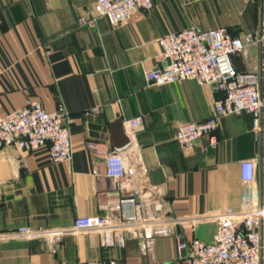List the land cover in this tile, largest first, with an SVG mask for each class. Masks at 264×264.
Segmentation results:
<instances>
[{
    "label": "crops",
    "instance_id": "1",
    "mask_svg": "<svg viewBox=\"0 0 264 264\" xmlns=\"http://www.w3.org/2000/svg\"><path fill=\"white\" fill-rule=\"evenodd\" d=\"M152 2L149 11L139 10L127 21L111 24L100 18L89 27L77 19L94 0H0V113L36 98L45 109L62 103L73 116L68 162L52 163L46 145L24 153L0 149V264L111 258L117 264H187V251L177 250V236L210 242L216 224L208 214L237 210L250 196L264 203V171L258 166L251 183L239 175L240 160L260 152L250 114L221 116L212 133L214 145L205 135L181 148L174 139L177 125L211 116L222 92L192 79L150 84L143 75L162 64L158 38L164 34L189 27L257 34L264 0ZM231 59L238 72L258 68L259 46L249 44L246 56ZM92 107L98 111L85 115ZM138 115L144 128L131 143L148 170V197L160 200L161 218H193V227L164 223L144 252L139 224L122 226L123 243L116 240L117 231L107 235L106 229L66 233L60 240L47 236L44 231L69 226L77 215L108 214L118 220L129 211L111 209L122 193L117 180L105 175L104 155L120 149L115 134L120 126L124 130V120ZM89 140L96 149L87 146ZM20 227L36 233L17 234ZM106 235L111 242L104 243Z\"/></svg>",
    "mask_w": 264,
    "mask_h": 264
},
{
    "label": "built area",
    "instance_id": "2",
    "mask_svg": "<svg viewBox=\"0 0 264 264\" xmlns=\"http://www.w3.org/2000/svg\"><path fill=\"white\" fill-rule=\"evenodd\" d=\"M152 0H94L78 17L80 26L93 27L100 18L111 24L129 20L139 10L149 11ZM158 59L161 65L144 70L146 82L165 85L185 79L196 83L213 84L222 92L213 107L211 116L200 121H186L177 125L174 139L181 148L191 146L202 136L210 135V145H214L212 133L218 119L226 114L246 112L251 116L250 132L252 140L259 144L257 158H247L239 162V175L243 182L256 179L258 166L264 171V7L261 12L257 34L243 36L231 34L225 27L210 29L184 28L164 34L158 38ZM259 46L258 68L238 72L232 62L233 54H247V45ZM98 107L84 111L85 115L97 112ZM73 116L62 103L53 109H45L34 98L16 110L0 113V149L15 148L18 152H31L40 146H47L52 163L68 162L72 158L70 124ZM124 133L129 144L123 148L110 150L104 155L105 175L117 180L121 196L112 208H125L118 220L112 215H77L69 226L44 231L54 240H60L66 233L91 229H106L107 235L117 231L116 240L124 241L122 226L139 224L143 227L140 241L142 252L151 245L152 235L164 223H187L193 227L194 219L171 216L161 218L158 208L160 200L150 199L146 191L148 170L140 157V149L131 143L139 130L144 128L140 115L123 122ZM91 149L97 148L93 140L87 142ZM147 209V216L137 213ZM216 224L210 242L197 237L180 240L176 237L179 253L187 251V264H262L264 254V203L257 196L246 198L237 210H221L207 215ZM154 225V230L146 226ZM36 233L28 227H20L17 234ZM105 237L104 243L111 242ZM78 264H117L107 260H85ZM133 264H154L147 261ZM171 264V263H168Z\"/></svg>",
    "mask_w": 264,
    "mask_h": 264
},
{
    "label": "water",
    "instance_id": "3",
    "mask_svg": "<svg viewBox=\"0 0 264 264\" xmlns=\"http://www.w3.org/2000/svg\"><path fill=\"white\" fill-rule=\"evenodd\" d=\"M121 121H118V124H120ZM115 137L117 139L116 141V146L118 148H122V147H125L126 145L129 144V139L128 137L126 136V134L124 133V130L123 128L120 126L119 127V130L117 131V133L115 134ZM180 240H182V237H180ZM184 252V250H182Z\"/></svg>",
    "mask_w": 264,
    "mask_h": 264
}]
</instances>
